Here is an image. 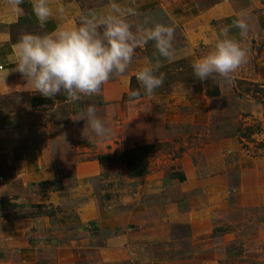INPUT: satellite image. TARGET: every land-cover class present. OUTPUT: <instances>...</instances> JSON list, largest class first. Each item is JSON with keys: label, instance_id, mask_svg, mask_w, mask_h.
Segmentation results:
<instances>
[{"label": "rangeland", "instance_id": "374dc122", "mask_svg": "<svg viewBox=\"0 0 264 264\" xmlns=\"http://www.w3.org/2000/svg\"><path fill=\"white\" fill-rule=\"evenodd\" d=\"M92 2L101 15L110 0ZM114 2L135 8L138 15L128 17L134 31L145 18L174 27V58L160 57L150 41L136 49L126 75L105 84L100 95L72 103L67 97L48 98L34 92L31 83L13 70L16 65L10 63L9 49L0 52V69L9 70L5 78L0 71V216L60 219L63 231H58L69 241L74 240L70 233L76 223L80 238L85 239L83 247L93 249L89 254L82 252L83 263L93 262L92 256L97 259L94 248L102 232L111 231L114 236L130 233L141 240L130 243L128 264H264V0ZM1 4L0 0V12ZM238 15L246 18L248 34L241 37L238 29L231 28L230 35L247 50V63L231 81L199 80L193 74V62L210 50L219 30ZM2 16L6 18L4 12ZM1 22L0 32L13 33L16 42L25 26ZM30 26L32 33L46 34L43 27L39 31L37 25ZM157 61L162 64L157 75L165 74L163 86L151 97L141 93L130 104V91L139 87L136 71ZM118 85L122 93H117ZM90 104L110 128L109 139L93 138L87 130L89 138L83 135L86 121L77 118ZM144 144L156 146L145 180L129 177L118 159L99 161V157ZM51 156L63 160L52 163ZM218 160L227 168L219 173L228 175L224 198L211 202L207 193H198L200 188L186 191V164L192 161L205 173L208 161L216 168ZM242 180L247 190L240 198ZM89 188L95 191L92 196L101 215L81 222L76 209L91 195ZM48 190L60 191L64 201L55 206L24 200L26 192L34 191L41 202L42 192ZM127 196L136 201L141 197L156 210L189 199L197 206L215 203L216 210L203 230L209 235L193 242L190 226L181 224L173 227V239L160 238L161 229L144 240L139 234L148 230L116 219L128 209Z\"/></svg>", "mask_w": 264, "mask_h": 264}, {"label": "clouds", "instance_id": "9594fccd", "mask_svg": "<svg viewBox=\"0 0 264 264\" xmlns=\"http://www.w3.org/2000/svg\"><path fill=\"white\" fill-rule=\"evenodd\" d=\"M23 0H6L8 8L20 10ZM32 11L43 27L49 19L58 14L65 15L63 5L53 8V0H31ZM105 14H81L78 26H61L52 33H22L13 45L10 63L16 65L14 71L31 83L33 91L42 96L54 98L63 93L69 102L75 103L85 97L100 95L103 86L115 77L126 75L135 51L148 42L160 57L171 61L174 58L175 29L163 23H151L145 18L135 26L128 19L137 16L135 8L123 6L110 0ZM231 28L239 30L245 37L249 24L244 16L238 15L231 25L219 30L214 45L192 64L193 74L199 80L220 77L231 81L233 74L247 63V50L239 40L230 35ZM162 64L148 62L135 73L139 87L129 93V102L134 104L141 93L151 97L162 87L164 73H157ZM3 78L9 70H3ZM86 121L87 130L93 138L107 140L111 130L97 115V108L90 104L79 114ZM86 136V135H85ZM89 138L88 136H86Z\"/></svg>", "mask_w": 264, "mask_h": 264}, {"label": "crops", "instance_id": "0c3cea01", "mask_svg": "<svg viewBox=\"0 0 264 264\" xmlns=\"http://www.w3.org/2000/svg\"><path fill=\"white\" fill-rule=\"evenodd\" d=\"M1 3L2 12H4L6 17H0V21H3L1 22L2 24L25 26L22 31H19V37L25 32L32 33V28L30 26L32 24L37 25L39 27L38 30L41 31L42 27L32 11L31 0H23V3L20 5V10L15 12L8 8L6 0H1ZM58 4L64 6L66 10L65 15L61 17L56 14L49 19L43 26V28L46 29V33H52L61 26H78L81 14L99 13L95 10L96 3L92 2V0H53L54 10ZM2 12H0V16ZM12 37L13 33L11 32H0V52L5 53L6 51L4 49L7 47L9 49V54L7 56L11 58L13 56V45L18 42V40L16 42L13 41L14 38ZM112 80L109 82L112 83ZM116 91H118L117 93L123 92L119 85ZM25 124H27L26 126L31 125L29 123ZM44 150L45 148L43 151ZM49 160L51 162L53 161L52 163H57L63 159L59 156H51ZM217 163L218 165L215 168V166L212 167L213 165L208 161V167L205 173H201L197 170L192 161L186 164V167H184L187 176L186 191L200 188L197 190L198 193L203 194V196L207 193L209 195L208 199L211 202L218 200L220 197L224 198L228 190V175L225 173L221 175L219 173L222 171L227 172L225 171L227 168L223 161L220 162V160H218ZM219 163H222V165H219ZM89 176H96V173L83 174L81 177ZM147 177L148 176L140 177L138 179L145 180ZM243 178L246 179V177ZM193 179H195V181ZM45 188L46 187L43 189L45 190ZM91 189L92 188H89L91 191L89 194L91 195L85 200V204H82V206L76 209L81 222L96 220V218L101 215V207L92 196L95 194V191ZM246 190L245 182L242 180L241 187L238 189V192H240L239 197L241 196L240 198L243 197ZM154 191L156 190L154 189ZM35 193L34 191L25 193V197H23L24 200L27 201V204H30L31 201L29 200H34L38 202V204L43 202L59 206L64 201V198H62L61 201L60 191L48 190L42 192L41 202L36 195H33ZM143 195L144 194H142V196ZM139 196L141 195L139 194ZM141 197L136 201L130 198V196H127L126 202H129V206H127L128 209L121 214L119 213L116 219L124 220L130 225H141L142 228L139 226L138 229L141 228L143 231L148 230L145 231L146 234H139V236L143 237H141L142 239L145 240L149 235H153V233H157L156 231L161 229L163 234L160 238L164 239L169 237L168 240L170 238L173 239V227L181 224L190 226L193 236L189 239L193 242H202V239H204L203 235L206 234L204 237L209 235L204 233L203 230L205 226H208V221L212 217V213L216 210L215 203L197 206L193 199H189L184 202L175 201L164 210H156V206L151 207L142 202L140 200ZM200 198V196H197L196 200H200ZM261 198V200L264 201V196ZM61 224H63V221L60 219L55 220L47 216H32L27 218L0 216V264H128L127 261H129L132 256L130 243L141 241H138V237L132 236L130 233L114 236L115 234L112 235L111 231L102 232L98 247L94 248L97 259L92 256L93 262L83 263L81 261L82 252H85L83 254H89L92 253L93 249L83 247V244H86L85 239L80 238L82 234H79V231L75 229L78 226L76 223H74L73 231L70 233L74 240L69 241L65 238L62 239L61 237H63L64 234L58 231L60 230L59 227Z\"/></svg>", "mask_w": 264, "mask_h": 264}, {"label": "trees", "instance_id": "16d2710c", "mask_svg": "<svg viewBox=\"0 0 264 264\" xmlns=\"http://www.w3.org/2000/svg\"><path fill=\"white\" fill-rule=\"evenodd\" d=\"M63 93L56 96L58 99H65L66 95ZM156 151V146L141 145L135 146L127 151H123L115 156L99 157L102 164L108 161L117 160L126 165L128 175L131 178L145 177L149 174V156Z\"/></svg>", "mask_w": 264, "mask_h": 264}]
</instances>
